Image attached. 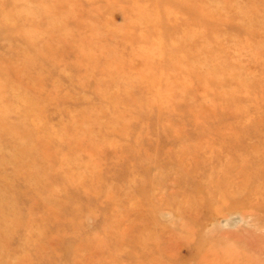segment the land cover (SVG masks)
<instances>
[{"label": "rangeland", "instance_id": "1", "mask_svg": "<svg viewBox=\"0 0 264 264\" xmlns=\"http://www.w3.org/2000/svg\"><path fill=\"white\" fill-rule=\"evenodd\" d=\"M0 264H264V0H0Z\"/></svg>", "mask_w": 264, "mask_h": 264}, {"label": "bare ground", "instance_id": "2", "mask_svg": "<svg viewBox=\"0 0 264 264\" xmlns=\"http://www.w3.org/2000/svg\"><path fill=\"white\" fill-rule=\"evenodd\" d=\"M227 224V223H226Z\"/></svg>", "mask_w": 264, "mask_h": 264}]
</instances>
